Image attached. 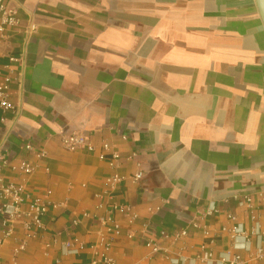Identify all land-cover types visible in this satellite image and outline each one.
I'll return each mask as SVG.
<instances>
[{
    "label": "crops",
    "instance_id": "1",
    "mask_svg": "<svg viewBox=\"0 0 264 264\" xmlns=\"http://www.w3.org/2000/svg\"><path fill=\"white\" fill-rule=\"evenodd\" d=\"M5 1L18 21L0 31V83L10 78L14 105L0 107L1 174L28 194L22 209L37 201L46 210L29 236L11 221L5 237L0 214V263L254 257L255 236L222 228L248 231L253 213L264 222V22L256 1ZM71 132L85 134L92 149L63 148ZM22 160L35 166L30 174L11 169ZM113 174L122 176L114 186ZM244 196L251 207L238 205ZM211 205L217 211L200 218ZM111 224L117 232L107 231ZM179 230L187 235L176 239ZM202 243L216 261L196 259Z\"/></svg>",
    "mask_w": 264,
    "mask_h": 264
},
{
    "label": "built area",
    "instance_id": "2",
    "mask_svg": "<svg viewBox=\"0 0 264 264\" xmlns=\"http://www.w3.org/2000/svg\"><path fill=\"white\" fill-rule=\"evenodd\" d=\"M15 9L8 4L5 0H0V31H4L5 28L9 26H14L18 19L16 17ZM11 60H15L11 58ZM9 81L10 78L6 76L4 80L0 83V107L4 112L6 111H13L14 105L8 98V89H9ZM60 142L63 148L68 151H76L82 148H87L89 150L92 149L91 143L89 142L87 136L81 132H71L69 134L62 135L60 138ZM25 147L27 149H31L29 144H26ZM107 144L103 145L104 149H107ZM44 151H41L38 156L44 155ZM103 157L102 155H100ZM111 158L113 160L118 159V154L116 152H112ZM8 163L5 155L0 153V214L3 216L1 224L7 225V228L4 232L5 237L11 234L12 228L9 225L11 221H20L23 228L28 232L27 236L34 235L36 233V228L42 225L41 216L45 212L46 208L43 204L34 201L29 204V209L24 210L22 209V205L28 199V194L24 191L23 186L14 184L12 182H5L1 172L3 167ZM34 165L30 164L26 160L20 161L18 164L11 165L12 170H19L24 174H30L34 170ZM143 175V172L138 169L133 174V179L138 181ZM122 180V176L118 174H113L107 178V181L114 186L116 183ZM259 202L260 204L264 205V193H259ZM238 205H246L248 207L252 206V198L250 196H244L240 201H238ZM217 211V208L213 205L207 206L204 209L199 210L198 214L200 218H204L207 215H211ZM227 219L229 221L235 222L236 216L233 213L226 214ZM135 217V215L133 216ZM252 226L248 231L238 228L237 226L233 225L229 228H222L223 232H227L231 237L235 236H243L247 238L248 236H255V238L261 243L257 246V254L254 257L250 256L248 260H243L237 254H232L229 252L220 254L216 260L214 254L211 250H205L206 243H202L200 246V251L196 256V259L210 263L212 261H216V264H261L257 262V258L264 257V222L260 221L256 214H251ZM111 221L110 218L102 219L103 223ZM74 223H76L74 221ZM146 224H143V227L146 228ZM35 229V230H34ZM117 225L111 224L107 227L108 232H117ZM205 235L209 234V231L206 229L203 232ZM162 237H167L168 234L164 231L160 232ZM187 235L186 230H179L175 232L174 238L178 239L183 236ZM102 244L104 245L105 249H109L111 246V241H103ZM24 242L21 243L20 247L14 250V253L17 252L18 249L23 248ZM65 247L69 246V243L66 242ZM146 245L150 246L151 249L156 252L163 250L162 246L152 239L146 241ZM235 249H248V247H234ZM103 261L106 264H111L112 259L103 254ZM170 261L173 264H184L186 262L185 258H170ZM96 260L92 261V264H96ZM1 264V263H0Z\"/></svg>",
    "mask_w": 264,
    "mask_h": 264
},
{
    "label": "water",
    "instance_id": "3",
    "mask_svg": "<svg viewBox=\"0 0 264 264\" xmlns=\"http://www.w3.org/2000/svg\"><path fill=\"white\" fill-rule=\"evenodd\" d=\"M256 5L260 14V17L262 19V22H264V0H255Z\"/></svg>",
    "mask_w": 264,
    "mask_h": 264
}]
</instances>
